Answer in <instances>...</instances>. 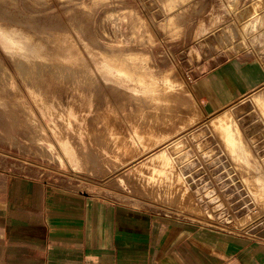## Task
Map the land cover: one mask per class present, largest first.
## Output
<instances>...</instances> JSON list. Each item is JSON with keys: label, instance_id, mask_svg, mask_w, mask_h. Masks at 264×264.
Here are the masks:
<instances>
[{"label": "rangeland", "instance_id": "1", "mask_svg": "<svg viewBox=\"0 0 264 264\" xmlns=\"http://www.w3.org/2000/svg\"><path fill=\"white\" fill-rule=\"evenodd\" d=\"M233 57L264 65V0H0V169L257 237L264 89L205 118L189 93Z\"/></svg>", "mask_w": 264, "mask_h": 264}, {"label": "crops", "instance_id": "2", "mask_svg": "<svg viewBox=\"0 0 264 264\" xmlns=\"http://www.w3.org/2000/svg\"><path fill=\"white\" fill-rule=\"evenodd\" d=\"M264 89V65L233 57L189 93L212 117ZM0 264H264V239L161 219L0 169Z\"/></svg>", "mask_w": 264, "mask_h": 264}, {"label": "bare ground", "instance_id": "3", "mask_svg": "<svg viewBox=\"0 0 264 264\" xmlns=\"http://www.w3.org/2000/svg\"><path fill=\"white\" fill-rule=\"evenodd\" d=\"M226 124H227V119L226 118H223V119H220L216 126L218 127H226ZM252 232H255L254 230H252Z\"/></svg>", "mask_w": 264, "mask_h": 264}, {"label": "water", "instance_id": "4", "mask_svg": "<svg viewBox=\"0 0 264 264\" xmlns=\"http://www.w3.org/2000/svg\"><path fill=\"white\" fill-rule=\"evenodd\" d=\"M257 237L264 239V230L260 232L259 234H256Z\"/></svg>", "mask_w": 264, "mask_h": 264}]
</instances>
